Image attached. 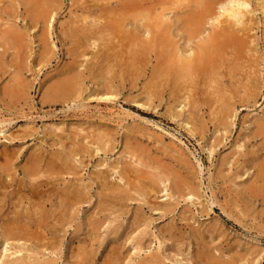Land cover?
<instances>
[{"label": "rangeland", "instance_id": "rangeland-1", "mask_svg": "<svg viewBox=\"0 0 264 264\" xmlns=\"http://www.w3.org/2000/svg\"><path fill=\"white\" fill-rule=\"evenodd\" d=\"M93 1L56 0L46 25L26 3L0 0V264H264V179L255 178L264 137L253 136L254 122H264V0H251L254 50L235 73L260 78L262 88L255 101H231L223 120L212 115L223 103L212 102L207 82L176 102L167 90L159 100L147 95L164 91L150 80L153 60L130 67L129 57L111 58L98 29L120 26L121 7L103 18L84 11ZM172 1L168 20L197 7ZM143 24L131 19L125 36L146 39ZM182 28L169 35L185 48ZM204 28L203 37L210 20ZM72 77L74 89L59 90ZM241 79L223 82L236 91ZM37 159L51 171L35 194L26 173ZM71 191L82 192L80 205L39 231V244L5 240L2 223L28 215L52 223Z\"/></svg>", "mask_w": 264, "mask_h": 264}, {"label": "bare ground", "instance_id": "bare-ground-1", "mask_svg": "<svg viewBox=\"0 0 264 264\" xmlns=\"http://www.w3.org/2000/svg\"><path fill=\"white\" fill-rule=\"evenodd\" d=\"M104 1H106V3H98ZM192 1L195 2V5L197 4V7L189 9L187 12L185 11V15L183 16H175L173 20H168L165 17V12L171 11L172 9L170 8L169 10V7L166 8L167 6L174 3L172 0H122L123 4H120L119 2L116 3L115 1L111 3V0H97L96 2L93 1L90 3V5H84L83 7H85L84 11H86V13L88 14H96L97 12H102L98 14L100 15V17L103 16V18L104 15L106 16V13H111L115 6L121 7L119 10L121 12L117 13V11H115L114 13V15L117 13L114 17H119V19L117 20L120 21L119 24L121 25L115 28H99L98 32H100V35L109 36V41L107 42L110 44L109 46H107L106 51L107 53H109V56L111 58L118 55L120 56V59L129 57L130 63L128 65H130V67H133L135 64H141L142 57H145L144 59H146V61L147 59L153 60V69L151 71L150 80H152L153 82V87L158 86L157 88H159L160 86V88H162V91H164L158 93V89H156L157 91H150L147 95L151 96L155 100H159L162 93L167 90L169 99L172 98L176 102L180 98L179 94L181 93V91L184 90L185 92H191L192 90H195V85L197 86L199 83H203V85H206L207 82V89L210 90L209 95L212 98L213 96L215 97L212 102L214 103L215 101L216 103H223L222 106H218L214 109V114L212 115H218L219 119L223 120L224 118L226 119L228 117V112L231 111V106L233 109L232 104L234 100L235 103H248L250 101H255L259 96L260 89L262 88L260 78L256 76H250L249 74L245 73L244 70L240 71L241 74L235 75V73H237V66H239V64L243 69H245L244 64L246 63L247 59L246 54H251L250 52L254 50V47H251L250 45L251 39L253 38L249 35V33L253 30V26L255 25L252 18L256 11V8H253L255 4H253L251 0H189V2ZM20 2L26 3V6L35 12V17L41 18V20H43L46 25L48 24L49 18L51 19V14L56 9V6L54 5L56 3V0H20ZM177 2L179 3L180 1ZM259 3H262L260 9H263L264 1H259ZM168 14L170 13L168 12ZM141 17L146 22V24H143L142 29L144 30L145 34L148 35L147 38L141 39V37H135L133 39V35L131 33H128L127 36H125L127 32L126 30H123L125 29L124 26H126V24L129 23L131 19L137 21ZM208 20H210L211 22L212 30L207 33L205 37H203V32L205 29L204 27ZM162 24L164 26H162ZM67 25L69 26L68 23ZM88 26L91 27V25ZM88 26L87 28H89ZM174 26L183 27L180 31L183 35H185V42L188 43V45H185V48L184 46L183 48L182 46H178V42L175 40V37H173L172 34L169 35L170 29ZM118 29L119 32L117 35H115L114 30ZM115 38L116 42H112L115 41ZM190 44H192L193 47L190 46ZM148 62H150V60H148ZM122 65L124 64L122 63ZM251 66L252 65L248 64V71H251ZM137 68L139 69V66H137ZM254 71L255 67L252 68V72ZM225 76H230V79L241 76L242 79L237 82L238 86L236 88V91H231L230 89L226 88L225 83L223 82V78ZM242 80H245V82H243ZM75 83L76 78H66L60 82V87H58L59 90L70 92L72 91V89H74ZM241 91L243 92L242 94ZM194 96L196 97L197 94H195ZM106 99L109 100L110 96ZM196 107V105H192L194 111L196 110ZM261 121L262 120H256L254 122L256 127V133H253L254 138L260 135L264 137V122ZM103 142L107 144V140L103 139ZM101 145L103 146L104 144ZM137 159L138 158H136V160ZM35 162L37 164H31V167L27 168L26 174L29 181V188L35 191V194H37V189L48 185L47 183L37 181V179H39L41 175L46 174V172L50 173L51 169L47 167L48 164L46 165V170L42 171L41 169H37L39 168L38 163H40L41 161L37 159ZM262 167H264V163L261 166L257 165V168L260 169L257 170V173L255 175L256 179H264V168ZM4 175L8 177V173H6L5 170ZM175 184L177 186L180 185L177 183V178H175ZM1 186L4 188L3 185ZM70 194L71 195H68L65 198L64 202L59 205V211H57V215L55 216L52 214V216L48 217V219L52 223L45 221V219L47 218L43 215V217H40V215L37 220L34 216L30 215H28L26 220L24 218L14 217L13 219L6 221L5 223H2L3 228L1 230V234L3 235L5 240L19 241L21 239H24L25 241H34L36 244H39V231L47 229L51 226L56 227L62 225L65 221V218L68 217L69 209L74 205H80L81 201L83 200L81 191H71ZM34 207L36 212L38 208L36 206ZM53 212H56V210H53ZM91 229L94 230L93 227Z\"/></svg>", "mask_w": 264, "mask_h": 264}]
</instances>
